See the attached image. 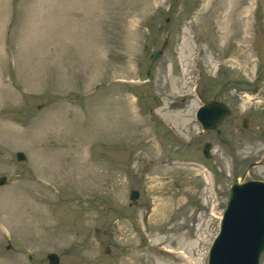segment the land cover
I'll use <instances>...</instances> for the list:
<instances>
[{
    "label": "rangeland",
    "instance_id": "1",
    "mask_svg": "<svg viewBox=\"0 0 264 264\" xmlns=\"http://www.w3.org/2000/svg\"><path fill=\"white\" fill-rule=\"evenodd\" d=\"M0 126V264H207L264 179V0H0Z\"/></svg>",
    "mask_w": 264,
    "mask_h": 264
},
{
    "label": "water",
    "instance_id": "2",
    "mask_svg": "<svg viewBox=\"0 0 264 264\" xmlns=\"http://www.w3.org/2000/svg\"><path fill=\"white\" fill-rule=\"evenodd\" d=\"M203 108V109H202ZM207 111V114H201V111ZM197 113L201 119V124L203 129H209L216 127L224 118H226L231 113V109L228 104L222 100L211 99L207 100L203 105H201ZM243 126L249 125V119L247 116H244L241 121ZM211 147V143L209 141L204 143L203 153L206 156H209V148ZM16 156L18 159H24L25 153L23 151H17ZM264 156V155H263ZM263 158L261 157L258 160H255L248 164V167L257 165L263 162ZM245 173L241 175L237 181L231 184L230 186V194L226 201V205L222 211L221 217L219 219V229L217 234L212 240V243L208 250V264H219L218 257L219 253L222 249L225 239L230 232L231 225L233 224L238 211L241 209L242 205L245 204L246 201H243L239 198L240 195L244 193L245 190L256 191L260 194V197L264 199V179H244ZM6 175H0V185L6 182ZM139 196L138 189H130L129 190V198L131 200L137 199ZM258 242V240H257ZM256 242V244H257ZM7 247H10L8 244ZM109 251V248L106 249ZM256 264H261V255L264 251V240L260 239L258 244L256 245ZM47 257L50 263L56 264L59 261V255L55 252L47 253Z\"/></svg>",
    "mask_w": 264,
    "mask_h": 264
},
{
    "label": "bare ground",
    "instance_id": "3",
    "mask_svg": "<svg viewBox=\"0 0 264 264\" xmlns=\"http://www.w3.org/2000/svg\"><path fill=\"white\" fill-rule=\"evenodd\" d=\"M185 57H188L185 53L181 54V60H184ZM201 114L205 116L207 111L202 110ZM197 117L201 122L198 113ZM81 163L85 165V162ZM239 198L243 201H246L248 198L249 200L242 205L231 225L230 232L219 253V264H256V245L261 237L264 240V199L260 197L258 192L251 190H245ZM201 257L196 261L203 260ZM176 260L172 259L173 264L176 263ZM166 262L164 261L165 264H167ZM172 262L168 263L172 264Z\"/></svg>",
    "mask_w": 264,
    "mask_h": 264
},
{
    "label": "flooded vegetation",
    "instance_id": "4",
    "mask_svg": "<svg viewBox=\"0 0 264 264\" xmlns=\"http://www.w3.org/2000/svg\"><path fill=\"white\" fill-rule=\"evenodd\" d=\"M247 116H248V115H247ZM248 118L250 119V117H249V116H248ZM263 155H264V150H263V153H262V155H261V156H262V157H264ZM262 163H263V162H262Z\"/></svg>",
    "mask_w": 264,
    "mask_h": 264
}]
</instances>
